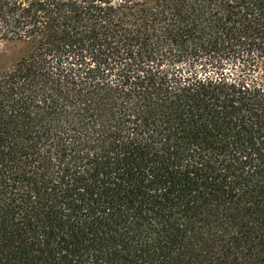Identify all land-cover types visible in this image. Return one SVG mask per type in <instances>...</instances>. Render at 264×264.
I'll return each instance as SVG.
<instances>
[{
	"label": "trees",
	"instance_id": "1",
	"mask_svg": "<svg viewBox=\"0 0 264 264\" xmlns=\"http://www.w3.org/2000/svg\"><path fill=\"white\" fill-rule=\"evenodd\" d=\"M0 264H264V0H0Z\"/></svg>",
	"mask_w": 264,
	"mask_h": 264
},
{
	"label": "rangeland",
	"instance_id": "2",
	"mask_svg": "<svg viewBox=\"0 0 264 264\" xmlns=\"http://www.w3.org/2000/svg\"><path fill=\"white\" fill-rule=\"evenodd\" d=\"M148 1V0H139ZM32 46L29 43L13 42L0 45V74L10 68L21 57L25 56Z\"/></svg>",
	"mask_w": 264,
	"mask_h": 264
}]
</instances>
